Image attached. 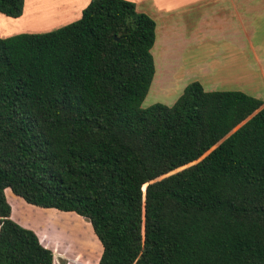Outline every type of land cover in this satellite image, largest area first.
<instances>
[{
  "label": "trees",
  "instance_id": "obj_1",
  "mask_svg": "<svg viewBox=\"0 0 264 264\" xmlns=\"http://www.w3.org/2000/svg\"><path fill=\"white\" fill-rule=\"evenodd\" d=\"M153 40L128 0L0 37V264H51L9 218L5 188L85 219L96 264H264V104L190 81L170 105L140 107Z\"/></svg>",
  "mask_w": 264,
  "mask_h": 264
},
{
  "label": "crops",
  "instance_id": "obj_2",
  "mask_svg": "<svg viewBox=\"0 0 264 264\" xmlns=\"http://www.w3.org/2000/svg\"><path fill=\"white\" fill-rule=\"evenodd\" d=\"M27 1L23 0L21 13L28 9ZM128 1L134 4L136 11L151 16L154 22V40L150 48L154 71L149 86L153 78L157 81L164 76L172 78L176 84V77L191 71L203 78V84L197 82L204 91H215L213 88L217 84H230L264 104V0ZM87 2L58 0V7L65 9V13L78 11L77 19ZM32 9L28 12L30 23L43 22L47 16L52 19V13L59 14L40 7ZM1 21L9 25L8 20ZM2 36L6 34H0ZM191 46L199 47L201 56L192 69H187L184 60ZM170 56L175 63L173 69L166 66L170 65L166 63L171 60ZM208 76L215 78L208 79ZM168 85L164 84L161 90L165 87L166 92ZM51 264L58 263L52 260Z\"/></svg>",
  "mask_w": 264,
  "mask_h": 264
},
{
  "label": "rangeland",
  "instance_id": "obj_3",
  "mask_svg": "<svg viewBox=\"0 0 264 264\" xmlns=\"http://www.w3.org/2000/svg\"><path fill=\"white\" fill-rule=\"evenodd\" d=\"M38 1H43V3L47 1L49 4L41 5V2L39 3ZM34 7H40V9L59 14L52 15V13L50 17L52 19H48L49 17L47 16L43 19L41 18L45 20L43 22L36 21L38 23H30L28 12L31 13ZM186 7L189 8L188 5ZM27 8L26 11L15 18L7 17L0 13V34L5 33L6 36H9L22 32H45L68 23L78 16V11L76 10L66 13L64 12L65 9L61 10V7H58V0H28ZM149 17L153 19L151 16ZM1 19L8 20L9 25L3 23ZM156 46L158 47L159 45ZM200 56L201 50L199 47L191 46L188 49L187 60H184L187 69H192L195 62L200 59ZM169 58L171 60L166 63L170 65L166 66L173 69V64L175 63L172 56ZM192 74L193 72L188 71V73H185V76L176 77V84H173L174 80L168 76L157 78V81L153 78L151 85L148 86L146 94L140 102V107L143 108L153 103L170 105L186 83L192 80L198 81L200 84L204 83L203 78ZM206 78L214 79L215 77L208 76ZM164 84H170L166 87V92L165 87H163L164 90H161ZM213 90H238V88L230 84H217ZM3 192L10 208L9 218L35 234L38 242L51 251V261L53 260V262H57L58 264H81L82 262L83 264H96L100 253V245L93 236L90 226L85 219L73 212L35 207L13 195L7 188Z\"/></svg>",
  "mask_w": 264,
  "mask_h": 264
}]
</instances>
